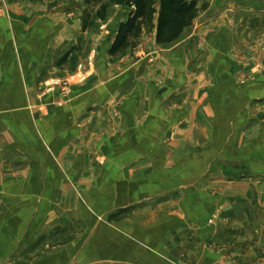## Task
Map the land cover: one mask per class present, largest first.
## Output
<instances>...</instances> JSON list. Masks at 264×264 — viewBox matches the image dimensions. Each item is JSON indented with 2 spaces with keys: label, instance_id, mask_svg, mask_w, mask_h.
Listing matches in <instances>:
<instances>
[{
  "label": "rangeland",
  "instance_id": "374dc122",
  "mask_svg": "<svg viewBox=\"0 0 264 264\" xmlns=\"http://www.w3.org/2000/svg\"><path fill=\"white\" fill-rule=\"evenodd\" d=\"M82 3L80 18L88 46L84 53L70 57L68 52L61 58L65 61L70 57L60 65L63 73L43 82L36 90L37 98L53 93L50 105L63 107L73 95L72 86L90 79L97 66L102 65L104 83L130 72L142 60L154 93L155 89L163 91L164 79L156 73L162 65V53L173 50L194 20L176 39L158 42L160 2L152 0L138 37L120 53L111 55L108 48L99 54L98 40L114 33L132 7L114 0ZM207 6L204 3L197 10ZM85 12L91 23L83 30ZM259 31L254 38L236 41L235 51L228 57L235 84L230 89L231 98L253 95L261 103L248 107L252 115L248 127L242 129L229 122L226 134L212 137L220 140L218 144L208 146L201 144L203 139L196 140L191 151H164L161 161L156 160V151L144 152L145 161L132 165L124 159L126 145L109 148L116 133L129 136V125L140 133V117L129 119L128 126L121 121L128 92L114 98L107 108L85 105L78 122L83 150L69 151L68 155L82 157L87 166L54 168L64 174L70 194L49 201L65 216H52L50 221L43 220L46 215L41 214L32 249L36 259L30 262L27 258L20 264H264V243L258 245L264 240V29ZM97 109L108 110L100 116L99 129L92 127L87 117ZM136 135L133 146L143 139ZM170 136L165 140L168 143L174 134ZM7 173L0 168V183ZM123 174L132 176V182L124 180ZM61 218L66 227L60 231L54 225V230L53 224ZM45 224L51 231L43 230Z\"/></svg>",
  "mask_w": 264,
  "mask_h": 264
},
{
  "label": "crops",
  "instance_id": "0c3cea01",
  "mask_svg": "<svg viewBox=\"0 0 264 264\" xmlns=\"http://www.w3.org/2000/svg\"><path fill=\"white\" fill-rule=\"evenodd\" d=\"M193 1L196 8L208 6L197 10L193 24L173 50L162 53L156 73L164 79L163 91L155 89L154 93L144 60L104 83L99 65L90 79L72 86L73 95L65 106L54 108L50 105L54 94L40 100L36 90L61 75L60 67L72 55L85 52L88 39L82 31V0H0V168L8 172L0 183V264H20L27 258L34 262L32 249L41 214L50 221L52 216H65L49 201L70 192L64 174L54 168L87 166L82 157L68 155L83 150L78 122L85 105L107 108L114 98L128 92L121 121L128 126L129 119L140 117V133L129 125L130 137L116 133L109 148L126 145L124 159L132 165L145 161L144 152L156 151V160L161 161L164 151H191L196 140L203 139L201 144L208 146L218 144L220 140L213 138L226 134L229 122L248 127L252 117L248 107L261 101L253 95L231 98L235 84L228 56L235 51L236 41L254 38L264 29V0ZM115 32L98 40L99 54L108 51ZM68 52L69 59L62 61ZM106 113L97 109L87 115L92 127L99 129L100 116ZM171 133L174 136L168 143L165 140ZM136 134L143 139L133 146ZM122 177L132 182V176ZM61 219L52 223L53 229L54 225L60 231L66 227ZM46 224L43 230L51 231Z\"/></svg>",
  "mask_w": 264,
  "mask_h": 264
},
{
  "label": "trees",
  "instance_id": "16d2710c",
  "mask_svg": "<svg viewBox=\"0 0 264 264\" xmlns=\"http://www.w3.org/2000/svg\"><path fill=\"white\" fill-rule=\"evenodd\" d=\"M132 7L127 17L117 27L109 47V53L115 55L125 50L141 32L142 20L147 16L152 0H114ZM160 16L157 24L156 39L167 42L176 39L182 30L188 27L197 14L193 0H158ZM104 9V6L101 7ZM89 14L85 12L83 30L90 25Z\"/></svg>",
  "mask_w": 264,
  "mask_h": 264
}]
</instances>
